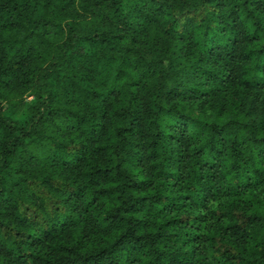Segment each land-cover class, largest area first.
<instances>
[{
	"label": "trees",
	"instance_id": "1",
	"mask_svg": "<svg viewBox=\"0 0 264 264\" xmlns=\"http://www.w3.org/2000/svg\"><path fill=\"white\" fill-rule=\"evenodd\" d=\"M0 264H264V0H0Z\"/></svg>",
	"mask_w": 264,
	"mask_h": 264
},
{
	"label": "rangeland",
	"instance_id": "2",
	"mask_svg": "<svg viewBox=\"0 0 264 264\" xmlns=\"http://www.w3.org/2000/svg\"><path fill=\"white\" fill-rule=\"evenodd\" d=\"M30 99V98H28ZM25 116V111L24 110H19L16 114H15V118L17 119H22Z\"/></svg>",
	"mask_w": 264,
	"mask_h": 264
}]
</instances>
